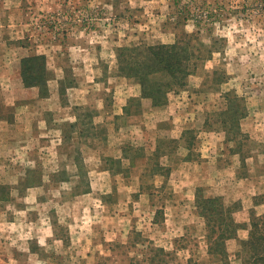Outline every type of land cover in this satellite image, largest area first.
Returning <instances> with one entry per match:
<instances>
[{
  "label": "rangeland",
  "instance_id": "obj_1",
  "mask_svg": "<svg viewBox=\"0 0 264 264\" xmlns=\"http://www.w3.org/2000/svg\"><path fill=\"white\" fill-rule=\"evenodd\" d=\"M174 43L191 73L155 106L119 54ZM32 55L44 96L23 82ZM197 194L244 224L264 214V0H0V264H166L151 245L168 264H243L249 228L211 256Z\"/></svg>",
  "mask_w": 264,
  "mask_h": 264
},
{
  "label": "trees",
  "instance_id": "obj_2",
  "mask_svg": "<svg viewBox=\"0 0 264 264\" xmlns=\"http://www.w3.org/2000/svg\"><path fill=\"white\" fill-rule=\"evenodd\" d=\"M129 50L135 51L134 54L127 56L128 53L126 51ZM121 51L119 54L120 73L138 80L142 86L143 97L151 98L153 105H165L168 103L170 92L186 86L187 79L191 73L189 63L193 56V53L188 51V45L182 48L178 43L172 45L159 44L148 45L142 49L133 48V50L122 48ZM45 58V55L27 56L22 59L21 65V75L24 84L27 87L39 86L43 96L47 92L46 89H48V78L46 66H41L40 61L42 59L45 60ZM229 99L228 108L219 112V114L226 116L221 122L225 129L232 128L231 131L240 135V120L246 115V107L241 105L242 98L237 100V98L230 97ZM209 122L210 117L207 118V125ZM209 126L211 125L209 124ZM191 131V129L185 131L183 137ZM194 140V136H191L188 141L190 148L194 144ZM178 143V140L173 138L160 139L155 151L156 160L161 154H167L170 157L174 151L173 148H176ZM166 145H171V147L167 146L165 148ZM161 168L156 163L153 172H159ZM166 170L170 173L171 168L167 167ZM196 203L199 213L206 219L207 238L211 256L223 261L227 260L229 256L227 240L237 237L238 231L243 227H247L249 228V237L241 240V249L238 254L242 257L243 264H264V214L258 215L253 211L250 223L244 224L238 222L234 215L238 210V205H227L220 197L203 199L200 194H197ZM151 250H157L155 255L150 257L152 262H155L159 257L161 262L166 261V264H168L167 257L161 254L165 252L163 247L151 245ZM190 264L196 263L190 261Z\"/></svg>",
  "mask_w": 264,
  "mask_h": 264
}]
</instances>
